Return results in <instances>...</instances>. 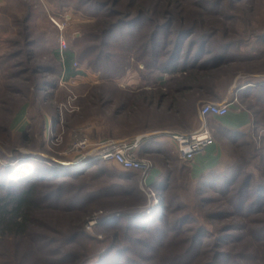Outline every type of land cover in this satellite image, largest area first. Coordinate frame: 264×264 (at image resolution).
Instances as JSON below:
<instances>
[{"label":"trees","instance_id":"trees-1","mask_svg":"<svg viewBox=\"0 0 264 264\" xmlns=\"http://www.w3.org/2000/svg\"><path fill=\"white\" fill-rule=\"evenodd\" d=\"M55 1L90 19L75 40L78 51L66 49L61 54L54 47L46 59L39 53L44 39L35 35L34 15L29 12L15 20L17 38L10 43L18 49L4 59L19 58L17 65L8 66V72L20 66L9 74L18 83L5 88L17 89L25 97L33 85L36 96L48 102L61 76L76 74L73 62L79 60L102 78L92 87L97 92L91 93L90 104L100 110L113 106L110 122L122 129L108 135L107 141L132 140L155 131L187 132L201 102L219 99V81L231 67L256 64L251 63L252 56L264 55V48H256L255 54L253 46L251 53L243 49L253 39H240L236 18L224 12L249 0H163V5L158 0ZM182 2L208 22L192 17V11L185 20ZM251 37L264 44L263 31ZM131 67L146 85L124 88L114 82ZM0 102L3 112L10 114L13 103ZM56 113L52 116L59 123ZM1 114L0 134L9 137L6 147L0 145V245L9 241L15 251L10 257L0 250L5 264H264V148L256 156L245 151L254 120L249 130L224 134L244 148L240 162L231 173L211 169L196 178L201 199L195 210L183 197L186 181L176 179V173L192 178L189 165L170 143L159 141V135L142 137L138 150V156L153 159L162 169L150 186L160 199L154 204L137 171L121 170L102 160L85 168L33 160L34 153H23L13 144ZM29 136V130L22 133L20 142L42 153L45 139L38 147L27 143L33 139ZM208 192L212 195L204 196ZM93 204L112 216L101 223L103 240L77 225ZM50 212L64 214L68 230L53 221L56 214ZM90 242L99 246L94 253L85 250Z\"/></svg>","mask_w":264,"mask_h":264},{"label":"rangeland","instance_id":"rangeland-1","mask_svg":"<svg viewBox=\"0 0 264 264\" xmlns=\"http://www.w3.org/2000/svg\"><path fill=\"white\" fill-rule=\"evenodd\" d=\"M158 3L163 5V0H158ZM182 3L181 7L185 11V13H183V18L185 20L191 18L188 17L189 13H187L190 11L193 13L192 17H200L195 9L189 7L186 2ZM227 7L229 6H226V8ZM29 12H33L34 15V19L31 21V26L34 27L33 31L35 32V35L44 39L40 45L39 53L43 54L46 59L50 57V49L54 47L60 48L61 39L65 40L66 49H71L77 52L78 47L74 44L75 40L80 36L84 24L88 23L90 19L84 17L72 7L65 9L61 8L55 0H0V100L13 103L11 108L13 114L12 112L10 114L8 112V114L4 113L0 105V116L2 115L1 113H3V116L6 117L5 120H7V125L9 124L13 144L20 151L23 153H34L36 157L34 156L33 160L35 161L52 164L50 162L53 160L57 163L67 165V168H73L78 166L75 162L80 161L84 157L87 158V154L94 150L96 144L107 141L109 138L108 135H116L120 133L122 129L119 127V124H114L112 126V122H110L111 115L109 111L113 106H110L109 109L100 110L97 106H94V104H90L89 99L92 98L91 93L94 94L97 92L92 89V87L95 84L101 83L102 78L100 73L94 72L79 60H74L73 62L74 67L75 64H77L76 74H73L70 77L62 75L58 80V88L53 94L54 97L48 102H43L41 97L38 98L36 96L32 84H30V86L32 85V88L27 92L25 97H23L17 89L11 88L10 90L9 88V90H7L5 88V85L8 83H18L17 78L11 79V77H9L11 75L9 74L10 70L11 73H13L14 71H17L20 66H15V68L10 69L9 72L8 66L13 64L17 65V63H19V58L13 61H6L4 59V56L7 53H11L13 49L14 51L18 49L17 47H12L10 43V41L17 38L15 35L17 29L15 26V20L24 19ZM224 12L225 14L232 15L236 18L234 26L241 34L240 39H253L254 42L252 45L248 42L245 43V46L243 47L245 51L248 50L249 53H251V46H253V49L255 47V52L253 54H255L258 53L256 48H264L262 42L257 43L255 42L256 37H251L262 31L264 32V0H249L237 9H226ZM200 18L206 23L208 22L207 17L205 18L201 16ZM242 19L245 20V22ZM230 23L231 22H228L227 24ZM221 27L224 29V24H222ZM250 37L251 39H249ZM260 66L261 65H258L257 63L250 65H234L231 67L232 69L229 70L230 72L228 76L224 77L221 81L223 82V85H229L231 79L232 82L234 81L233 78L237 76V73L239 76L243 75L246 78L242 81H256L254 75L258 70L264 69V67L261 68ZM114 82L124 88H138L146 85V80L142 78L140 72L136 70L135 67L128 69L123 77L114 79ZM24 92L26 93V91ZM205 102L214 101L203 100L201 104ZM244 106L251 110L254 118L253 128L248 131L246 137L249 147H245V151H247L246 155L256 156L257 153L264 148V99L261 101L256 98L245 100ZM56 111L60 114L59 123H55L52 116ZM43 121L46 122L45 128L42 127ZM193 126L194 123H192L190 126L191 128H189L188 131L192 130ZM28 130L30 131L29 137L33 138L31 141L27 142L28 144L33 143L39 147L42 140L45 139V150L39 154L47 159L40 158L37 151L32 152V150L20 142L21 134ZM41 130L43 131V134H41ZM79 131H81L82 135L87 138L89 145L79 152H69L71 144L75 141L76 134ZM169 132L175 133L179 131L172 130ZM8 137L9 136H5L4 139L0 134V145L5 146ZM136 137H139V135ZM122 139L126 138L120 137L115 140ZM242 140H244V138H242ZM231 141L232 140L226 136L220 138L222 156L218 166L214 169L215 171L231 173L235 169V164L240 162V154L244 148L240 149ZM170 145L172 146V149L175 150L174 144L170 143ZM151 161L155 162L153 159ZM91 163L78 168H85ZM254 163H257V160H255L253 164ZM109 164H112V162H109ZM54 166L58 167L59 164H54ZM176 175L178 183L186 181V188L183 190V197L191 206H194L195 210H197L196 206L201 199V195L197 193L199 192V189L196 178H183L179 173H176ZM210 195H212L211 192L204 194V196ZM107 213V210L99 204H93L82 213L80 218L77 219V225L80 227L82 226L86 232L97 239L103 240L105 238V232L101 223L104 219L106 220L112 217ZM50 214H56V216L52 217L54 219L53 221L61 223L63 230H68V227L64 224V217H66L64 214L57 212H50ZM91 220L96 221V223H94L91 229H88L87 225ZM10 243L11 242L8 241V243L1 244L0 250L3 249V251H7L6 253H9L10 257H13L15 251H11L12 246ZM88 244L89 245L85 250L89 253H94L99 249L97 244L92 242ZM2 263L5 264L0 258V264Z\"/></svg>","mask_w":264,"mask_h":264},{"label":"built area","instance_id":"built-area-1","mask_svg":"<svg viewBox=\"0 0 264 264\" xmlns=\"http://www.w3.org/2000/svg\"><path fill=\"white\" fill-rule=\"evenodd\" d=\"M65 40L61 39L60 51L66 49ZM77 66V64H75ZM232 102H205L199 108V116L201 120H206L208 116L222 117L229 113ZM172 141L175 144L179 159L185 163H192L198 156L204 154L208 147L214 143V135L212 131L204 124L199 129L191 132H175L170 133ZM142 136L132 140H109L96 144L94 150L87 154V158H82L75 162L76 167L84 166L88 163L102 160L105 162H113L119 165L123 170H134L141 174L142 189L153 199L154 204H158L160 199L156 192L146 184V179L152 171L154 164L148 158L138 156V150L141 146ZM88 140L79 131L76 134L75 141L71 144L69 152H79L88 146ZM96 221H89L87 228L91 229Z\"/></svg>","mask_w":264,"mask_h":264},{"label":"crops","instance_id":"crops-1","mask_svg":"<svg viewBox=\"0 0 264 264\" xmlns=\"http://www.w3.org/2000/svg\"><path fill=\"white\" fill-rule=\"evenodd\" d=\"M251 59V63L256 62L258 65H261V68L264 67L263 56H252ZM245 62L247 63V61H244V63ZM254 76L256 77V81H242L246 78L243 75L239 76L238 73L233 79L234 81H231L229 85H223V82L221 80L219 81L221 93L219 99L214 102H232L235 97L237 98V101L230 105V111L227 115L222 117L208 116L206 120L203 121L199 116L198 108V114L194 121V126L192 127V130L187 132L195 131L205 124L214 135V143L208 147L204 154L198 156L192 163L188 164L191 177L198 178L202 173L215 169L218 166L222 156L220 138H224V134L227 131L244 132L252 126L254 118L251 110L245 108L244 101L252 100L254 98H258L260 101L264 99V69L258 70ZM151 134L159 135V141L174 144L169 131H155L153 133L142 134L139 136L144 137ZM175 152L177 153L176 147ZM113 164L123 170L116 163ZM161 172L162 169L155 164L146 179V184L152 186L156 183L160 178Z\"/></svg>","mask_w":264,"mask_h":264}]
</instances>
